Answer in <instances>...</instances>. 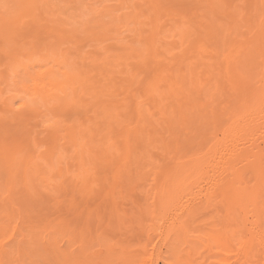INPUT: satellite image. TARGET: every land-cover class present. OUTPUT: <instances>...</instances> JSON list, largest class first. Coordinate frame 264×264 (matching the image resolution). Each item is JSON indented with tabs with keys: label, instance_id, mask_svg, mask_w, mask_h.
<instances>
[{
	"label": "bare ground",
	"instance_id": "6f19581e",
	"mask_svg": "<svg viewBox=\"0 0 264 264\" xmlns=\"http://www.w3.org/2000/svg\"><path fill=\"white\" fill-rule=\"evenodd\" d=\"M50 1L51 0H15L13 2H10V0H0V5L6 4L9 6L7 8L0 6V10H1L0 12L3 11L5 13V16L2 18V20L4 19L5 22L8 21L10 26H14V24H18L22 18L31 17V19H32L35 15L34 14L35 10H37V11L39 10V15H40L45 11L50 12L51 11L50 9H52L51 7L56 6L57 7L56 10L58 11L60 9L59 6L56 3L50 2ZM72 1H74V0H72ZM93 1H94V4L92 3L93 6L94 5H103V3H102L103 0H93ZM263 1L264 0H119L118 4H115L116 0H113V2H115V3L112 2L113 4H111L110 7H108V8L110 9L112 7V9L113 8L115 9L117 6V8H118V9L116 8V10L118 11L117 15H114V14H116V11L113 9V12L115 11L114 14L108 13L107 14L108 15L107 16L108 21L105 23L99 22L98 19H97L98 21H96V19L93 21V20H91V17L89 19L90 24L87 25V28H89L88 33H90L91 38L92 39L94 38V40H95L94 45L93 44L92 45L95 47L96 50H94L95 51L94 53H91V52L88 53L90 56L85 55L86 58L83 56V58L80 59V61L82 60V65L84 64L83 70H86L87 66H89L87 68L86 73L80 72L79 74L76 75V74L72 73L71 70H68V69H70L68 67H67L68 69H65V70H63L64 68L61 69L62 67L65 66L64 64L66 62L68 63V66H70L69 62L66 61V59L63 58V56H62V58L66 61L65 63L64 62L61 63V61H59V62L54 61L56 65L58 64L60 69H58V70L53 69L54 70L53 71L52 68H55V67L53 65H52L53 67H50L51 66L50 65L45 72H42V70L44 71L46 67L44 69L41 68L42 69L41 70L39 67L41 65H39L38 66L40 69L39 71H33V72L28 71V74H26V77H24L23 79L21 78L15 84L16 87H14V88H16V91H19V93H16V95L24 94L26 96V98H28V100H29V97H35V98H38L39 101L41 99L42 102L44 101L45 103H46V101H47V103H50L51 101H53V99H55V100L64 99L65 103L63 102L61 105H64V104L69 105L70 108L68 111L71 110L73 112L75 109H77V106H79L81 108L83 107V105L81 106V102L79 99H82L83 102H85L84 101L85 98L89 97L88 100H90V99L93 100V98H94L93 104H92V102L87 100L89 105L86 104V105H88V107L87 106L86 107L88 109L86 107H83L84 109H87L88 111L93 110L94 114H90V117H93L91 115L96 114L98 116V118L99 117H101V119L105 118L104 119L105 121L107 118H109V120H107V122L110 121V119H114V121H113L114 127L113 128H116V127H118V128L109 130V126H108L107 129H104V130H106L105 133L104 132L100 133V134H102L100 136L101 138L99 139L100 144L98 146L96 145L95 147H93L91 142H90L92 147L89 146L90 147L89 148V147H87L89 139L86 138L87 134H85V132H86L85 130H87V132L90 131L88 129L95 125V123H94L95 121L94 122L92 121V123H94V124L89 123L90 127H87L89 125L86 126L87 123H85V122L89 118H87V119L85 118L80 122L78 120L79 116L81 117L80 113L77 112L78 117H77V115L75 116V114L72 113L74 116L73 117L72 114L70 113L72 116L71 117L69 112H65L70 117L69 119H71L70 124L67 125L68 129H67L66 133L68 132V130H69V132L65 136H67V135L71 136V140L68 142L71 143L70 146L72 145V148L74 147V149H75V151H74L75 156L73 155V153H72V155H73V157H75L73 159H75V162H77V163L74 165L76 166V168L78 170H83L85 173H88V169H87L88 163H90V165H91V163H93L92 167H94L95 160H98V158L102 155V154H100V151L98 149V148H100L101 150L104 151V154L107 153V154L112 155V153H114L116 155L114 158H112V160L113 159L116 160V158H117L118 161H115V162L118 163L117 164L118 167H117L116 171L112 172L113 177L117 176L118 173L122 171L125 163L127 161L129 162V160H133L135 162V164L139 166L136 168L138 169V171L140 169V173L143 175V177H145L146 175H149L148 177L151 178V176H153V181L156 180L155 185H153L151 187V189L153 191V195H154L153 201L151 204H149V206H146V208L144 207V210L142 211L143 218L140 220L145 223V225H144L141 222L142 226L144 225L145 227H147L146 229L149 231V233H151V235H149L151 238L153 237V234H155V237L161 236V237H158V238L156 237V238L157 239L162 238L159 240H162L161 241L163 243L162 245L166 246L165 249L167 251V253H166L167 257L165 255L164 256L166 257V260H168V262H170V260L173 258L174 259L171 260L172 262L175 261L176 259L177 260L180 259V257H181L180 251H183L185 249L181 248V249H183V250H181L179 248V245L185 244V247L187 245V250L185 252L188 255L187 261H186V263H188V264H192L191 263L192 257L196 253L200 254L201 252H204L206 250H207V252L212 251V253H213L214 248L225 247V249H226V247H232V245H236L235 250L237 252H236V255L233 256L234 257L233 259L236 260V264H264V261H263V263H258V261L256 260L257 259L256 257H258L257 256L258 254L256 251H258V250L254 249L257 247L258 248L260 247L259 250H261V247H263V249H264V234L262 231L259 230V227L261 225L260 220H262V219L264 220V12H262V10L264 8L261 7L263 4L260 5L261 2H263ZM22 2H24V3H22ZM82 2L86 3L85 0ZM82 2H78V4L80 5ZM106 2H104V3H106ZM74 3H75V5H78L77 2H74ZM38 4L41 7H36ZM92 4L90 2L89 3L90 6L87 5V7H86L85 5L83 6V3H82V5H80V8L79 7H76V8H77V10H79L81 8L82 9L85 8L86 10H89V7L90 8L93 7V6H91ZM114 4H115V6H114ZM196 5H199V6L196 7ZM200 5H202V7H204L203 5H205V7L208 11L204 12V10H206V9H204L205 7L203 8V11H201ZM103 7H106V6L103 5ZM103 7L102 8H96V7L92 8L94 11V14H95V12L96 13H98V11L100 12V10L103 9ZM40 9H43V10L41 11ZM85 9L83 10L84 12L86 11ZM119 9L127 10L128 13H126V12L122 13V16L124 17L123 19H125V18H127V19L121 20L122 17L120 15H118ZM105 10L106 9H104L103 13L105 12ZM83 11L81 10V11H79V13L81 12L83 15L84 14ZM93 11L91 13H93ZM122 11L123 10H121V12ZM4 13H2V14H4ZM61 13H63V12H61ZM91 13L89 15L92 16L93 14H91ZM45 14L47 15V13H45ZM85 14H87V13L85 12ZM96 16H97V14H96ZM73 17H72V19H75V17L74 18ZM77 17H80V16H77ZM32 20L34 21V23L37 22L34 19H32ZM90 20H91V22H90ZM68 21H69V19H68ZM59 22L64 23V20L61 21V19H60L58 21V23ZM118 22H120L119 26L116 25V23H118ZM86 23H88V20ZM86 23L82 22L81 25H83V24L86 25ZM32 24L33 23H31V25ZM79 25H80V23H79ZM105 25H106V27H104ZM34 26L36 28L40 27V26L39 27L36 26V23ZM83 28H86V26L85 27L83 26ZM83 28H82V30H83ZM146 28H149L150 30H144ZM75 29H74V32H77V31H75ZM96 30H98V31H96ZM122 30H125V31L131 30L130 32H128L129 35H131L132 31L134 32V34L132 36L127 35V38H128V41H127V40H125L126 37H123V35L121 34ZM83 31H82V33H83ZM86 31H87V29H86ZM125 31L123 32V34L125 33ZM88 33H87V35H88ZM54 34H56V33H54ZM62 34L63 33H60V34L57 33L56 34L57 39L59 38V40H57L58 44L60 42V39H61V41H63L62 40L63 36L65 39L67 37V36H65V34L62 36ZM80 35L81 34L79 31L78 36H80ZM71 36H72V34H70V37ZM78 36L73 35L72 37L78 38ZM85 37H86V35H85ZM68 38H69V36L67 37V39ZM77 38L75 39V41L73 39H70V38H69V40H71V42L74 41L76 43ZM80 38H82V37L80 36ZM129 38L131 40H129ZM162 38L165 39L164 40L165 42L162 41L163 40ZM167 38H170L171 41ZM65 39H64V41H65ZM124 40H125V43L123 42ZM66 41H68V40H66ZM90 41H91V39L87 43L91 44ZM107 41H110V42L106 43ZM168 41H169L170 45H168V43H167ZM69 44H71V43H69ZM173 44L174 45L176 44L179 49L177 48L176 45L174 46ZM52 45H54V44H52ZM56 45L57 44H55V46ZM92 45L91 46L89 45L90 48L92 47ZM75 46L76 45L74 44V47ZM171 46H173V49H172L173 53L175 51H177V49L179 51L181 49L182 51H180V52H182V53L179 56L177 55V56L173 57L175 55V53H174L173 56H171L169 59H166L169 57L167 55V52H169V55L172 54L170 52ZM78 47L77 48L75 47L76 49H74L75 54L76 53L78 54L79 50L82 49V48L78 49ZM167 47H169L170 51H168L169 49ZM174 47H175V49H174ZM86 48H84L83 52H86L85 51ZM87 49L90 50L89 48H87ZM51 50H49V51H51ZM53 50H55V49H53ZM66 50L70 51V49H66ZM72 50H71V54L74 53V51L72 53ZM76 50L78 52H76ZM55 51H51L52 55H54L53 52H55ZM179 51H177V52H179ZM83 52H82V54H83ZM177 52H176V54H178ZM66 54L68 55L67 52H66ZM71 54H69V55L72 57ZM80 54H81V51H80ZM57 55H59V54H57ZM91 55L93 56V58ZM165 55H167L168 57ZM47 57L45 59H47ZM53 57H55V56H53ZM74 57H75V55H74ZM78 57H80V56H76L75 59ZM87 57L88 58L90 57V59H92V60L86 61V59H88ZM57 58H59V57H57ZM85 61L88 63L90 62L91 64L90 63H89V65L85 64L86 63ZM18 63H20V62H18ZM75 63H77V62H75ZM22 65H24V64H22ZM44 65H42V66H44ZM85 65H86V67H85ZM19 66H20V64H19ZM25 67H26V65H25ZM79 67L80 68L82 67L81 63L79 65ZM36 69H37V67H36ZM76 69H78V68H76ZM52 72H54V73H52ZM90 72H91V75H89ZM117 77H120V79L123 78L121 80L123 82H126V85L124 83L125 87L120 86L118 81H120V82H122V81L118 80ZM25 80L27 82H24ZM133 87H135V88L133 89ZM118 90L119 91L122 90V91H120V93H118ZM88 91H90L91 93L90 92L88 93ZM88 94H90V95H88ZM83 95H86L87 97H85V98L80 97ZM101 97L103 98V100L104 99L106 100V98H107L105 103L108 102L107 105L109 107V109H108L109 111H107L105 113H102V111L107 106H106V104H105V106L103 105L104 102L102 101ZM16 98H17V96H16ZM18 98H20V96ZM20 99L21 100L24 99L26 101V99L24 97H21ZM38 99L35 101H38ZM28 100H27V103H28ZM30 102L32 103V101L29 100V103ZM44 102H43V104H45ZM61 102H62V100L61 101L59 100V102H57V103H61ZM43 104L40 103V105H43ZM45 105H44V107L47 110V107ZM49 105L50 104H48L49 110H50V108H52V110H53L54 106H56L55 103L52 104L53 106L50 105L51 107ZM38 106H39V103H38ZM84 106H85V104H84ZM57 107L58 106H56V108ZM38 108H40V107H38ZM16 110H17V108H16ZM77 110H79V109H77ZM77 110H75V112ZM64 111H66V110L64 109ZM79 112H82L81 109ZM85 112L88 114V112L85 110L83 111L82 114L85 115L86 114ZM65 113H63V114H65ZM129 114H130V116H129L130 118H126L125 116H127ZM67 115H64V117H68ZM96 115L94 116L95 119H96ZM99 119H98L99 123L101 121H102L101 123L104 122L103 119L102 120L101 119L99 120ZM64 120H67V118L66 119L64 118ZM96 122H97V120H96ZM101 123L99 124V126L101 125ZM91 124H92V126H91ZM105 124L106 123H104L103 125H105ZM108 124H109V122H108ZM65 125L66 124H64L63 126H65ZM99 126H98V128H99ZM110 126L112 127V125H110ZM95 127H94V129H95ZM106 127L107 126L105 125V128ZM55 128H57V127L55 126ZM94 129H92V130L94 131ZM114 131H115V133L113 136L117 138V142H118L117 144H120L121 147H119L118 145L116 147V145H114L116 142L113 143V136H111L110 132H114ZM69 133H70V135H69ZM78 134H79L80 138H77ZM116 138H115V140H116ZM83 139H85V141H83ZM99 140L97 141V143L99 142ZM130 142H133V143H130ZM134 142H135V144L137 143V145H135ZM139 142L141 143L140 146L138 145ZM69 143H67V144H69ZM93 143H95V142L93 141ZM132 144H133V146H132ZM141 145H143V146H141ZM140 147H142V148H140ZM115 149H116V152H112V150H115ZM68 150H69V148H68ZM4 153H3V155H4ZM114 154H113V156H114ZM132 155H133V157L131 159ZM69 156H67V158ZM4 157L6 158V156H4ZM49 157H52V155H49ZM70 157H72V156H70ZM103 157H105V156H103ZM129 157H130V159H128ZM32 158L31 157L28 158L27 160H25V163H24L26 168H25V175L22 174V176H24L23 177L24 182L23 181L22 182L25 184V186L28 185V184H26V176L28 175V174L26 175V172L29 171L30 169H31V172H33L32 174L29 173L30 177H33V175H34V177L31 178V180L35 179L36 183H39L41 181L42 172H43L44 176H47L46 174H44V173H46L45 172L46 169L45 170L42 169L43 168L41 166L42 164L40 165L36 161H35L36 162L35 164L31 163ZM44 158L46 159V161H49V159H47V157H44ZM44 158H43V160H45ZM101 158H102V156H101ZM110 158H111V156L109 157V159ZM62 159L63 158H60L58 160L56 159V160L59 161V163L61 161V164H62L63 163ZM69 159H72V158H69ZM99 160H100V158H99ZM103 160H104V158H103ZM163 160L164 161L167 160L165 165L163 163ZM5 162H7V164H8L11 161L8 162V160H7ZM13 162H14V160H13ZM13 162H12V164H13ZM115 162L114 163L112 162V163L115 164ZM156 162L157 163L159 162V165L156 164ZM52 163L48 164V165H50L51 168H53L54 166L58 168V166H56V165H58V162L55 163L54 165ZM95 163L97 164V162H95ZM104 163L105 162H103V164ZM112 163H111V165H113ZM131 163H132V161H131ZM13 165L16 166V164H13ZM28 165H30V166L32 165L31 167L35 168V169H33V170H32V168L28 169L30 167ZM37 165H39V166H37ZM10 166H11V164H10ZM10 166H8V167L10 168ZM17 166H16V169L18 170ZM73 166H72V168H73ZM99 166H100V164H99ZM135 166H134V168H135ZM12 167L13 166H11V168ZM23 167H24V165H23ZM146 167H148L147 170H146ZM127 168L128 167H126V169ZM63 169H65V170H63ZM63 169H62V165H61V168L59 167L57 169V171L60 173L54 172L55 173V175H53V176H55L54 179H52L53 176L50 177V179L52 180L53 183H54L53 180H55L57 177H61L60 179L63 178V180L59 179V183H61L60 185H63V182H61V181L67 180V175L66 176L63 175L61 170H63L64 174H66V172H67L68 176H71V177L74 176L75 177L74 174H73V176L69 175V171H67L66 168L63 167ZM46 171L48 172V170H46ZM52 171L53 170H51V172ZM83 171H81V172H83ZM12 172H13V170H12ZM130 172H132V170H130ZM54 173H52V174H54ZM90 173H93V172H90ZM9 174H10V172H9ZM36 174H37V176H36ZM60 174H62L63 177H62V175L60 176ZM110 174H111V172H110ZM134 174H136V172ZM9 176H7V177L9 178ZM78 176L79 175H77V177ZM64 177H66V178H64ZM81 177H82V175H81ZM86 177L84 176L82 178V180L84 181L82 186H84L85 189L88 190V188L90 187V185L88 187V184H89L88 178H91V174H90V177H88V176H86ZM10 178H11V176H10ZM43 178H45V177H43ZM43 178L41 181L43 183H41V184L45 185L46 183L44 182ZM75 178H73V179H75ZM137 178H138V176H137ZM50 179L49 180L47 179L48 181L47 180L46 181L49 182ZM73 179H72V182H73ZM110 179L116 180L115 178H110ZM145 179H148V178H145ZM145 179H144V181L146 182ZM28 180L30 182V179H27V181ZM75 180H74L73 184H75ZM105 180H104V182H105ZM12 181H14V180H12ZM68 181H70V177H69ZM79 181H77V183H79ZM109 182H110V180H109ZM31 183H32V181H31ZM33 183H35V181H33ZM55 183H57V182L55 181ZM68 183L71 184V182H68ZM9 184H11V183H9ZM69 184H68V189H69ZM48 185L52 186L51 183H49ZM99 185H98V187H100ZM102 185H103V183H102ZM146 185H148V183ZM37 186H40V185H36L35 187H37ZM45 186L47 187V184ZM77 186H80V185L77 184L76 187ZM142 186H145V185H142ZM22 187H24V186H22ZM31 187H33V186H31ZM53 187H55V185ZM56 187H57V185H56ZM126 187L127 186L125 185V189H124L125 191H126ZM148 187H150V185H148L145 189H147ZM58 188H57V191H58ZM66 188H67V186H66ZM102 188H104V187H102ZM62 189H60V190L62 191ZM93 189H94V187H93ZM93 189L91 191H93ZM108 189H109V187H108ZM52 190L56 191V188H53ZM97 190H95V191H97ZM112 190H114V188ZM121 190H123V189H121ZM124 190H123V192L125 193ZM139 190H141V189H139ZM80 191H81V189H79V192ZM95 191H93V192H95ZM120 192L118 194H120ZM80 193L81 194L85 193V191L80 192ZM133 193H134V191H133ZM89 194H91V193H89ZM94 194H96V193H94ZM115 194L116 193H113V195H115ZM184 194H186V196H187V198H185L184 201H186V199H187V201L190 199L191 200L193 199L194 202L196 201L192 205V207L190 205L191 208L188 206V209H187V207H183L180 203H178V201H180L182 199V196L186 197V196H184ZM33 195H36V194L33 193ZM75 195H76V193H75ZM108 195H107V197H108ZM97 196H98V193H97ZM180 196H181V198H180ZM83 197H82V199L85 198V197L84 198ZM73 198L74 197H72V199ZM79 198H81V197L79 196ZM90 199H92V198L90 197ZM93 199H94V197H93ZM115 199H113V200H115ZM53 200H52V202H53ZM103 200L104 199L102 198V202H103ZM105 200H106V198H105ZM105 200H104V202H105ZM140 200L142 201L143 199H140ZM140 200H139V202H141ZM193 200H192V202H193ZM106 202H107V200H106ZM182 202H183V200H182ZM49 203H51V202H49ZM176 203L178 205H181L183 208L178 207L181 209V212L179 213V211H178L179 209L177 208L178 213H176L177 211H175L176 214H174V212H173L172 214H174V215H171L170 214L171 212H169L168 210L170 209V211H171L174 208V206H176ZM182 204H184V203H182ZM185 205H187V204H185ZM54 206H56L55 203H54L53 207ZM113 206H115L114 203H113ZM212 206L216 207L215 209H217L218 211L221 212V213H219V214H221L220 220L214 222L215 225L217 224V222L220 223V226H219V224H217V226H215V228H213L214 225H212L211 226L212 228H209L211 230H209L207 233L203 232V231L200 232L197 230L192 231L189 229V227L187 228V225H188L187 222L189 220L188 218H190L189 217L190 215H193V214L196 215V213H198V211L201 210L200 207L202 208V210L199 211L201 213L202 211H204L203 210L204 207L205 208L210 207V210H211ZM184 208H185V210H184ZM208 208H207V210H209ZM54 209H55V207H54ZM74 209H75V207H74ZM196 209H198V210H196ZM217 210H215V212L213 213L214 216H213V214L210 215V219H212L213 217H215V215H217V213H216ZM167 211L171 215V220H168V219H170V216H167V217H169L168 219L164 218L166 216V214L168 213ZM205 211H206V209H205ZM212 211H213V209L211 210V213H212ZM78 212L79 213H77V214H81L80 213L81 211H78ZM244 212H247L251 218V220H249L247 223H246V221L248 219H246V217L244 216ZM51 214H52V212H51ZM73 214H74V212H73ZM113 214L115 215V213H113ZM52 215H54V214H52ZM83 215L84 214H82V216ZM72 216H75V215H72ZM98 216L100 217V215H98ZM111 216H112V214H111ZM116 216H118V215L116 214L115 217ZM44 217H46V215ZM115 217H114V219H115ZM144 217H146V218L148 217L147 222H151V223L147 225L146 219ZM218 217H219V215L217 216V218L215 220L219 219ZM247 217H249V216H247ZM125 218H127V217H125ZM125 218H123V219H125ZM143 219H145V221H143ZM161 219H163V220L166 219V221H164L165 223L168 220L169 221V223H167L168 225L167 226H165V225L161 226L160 222L156 223L155 220L160 221ZM206 220H205L206 222L211 221V220H208V218ZM86 221H87V219H86ZM86 221H85V223H86ZM130 221H128V222H130ZM83 222H84V220H83ZM114 222H115V220H114ZM122 222H123V220H122ZM122 222H120V223H122ZM203 222H204V220H203ZM209 222H208V224H209ZM243 222L250 225V226L245 228V229L249 230L248 228L250 227V230H249L250 237H247L248 236L247 235L246 239L245 238L243 239V237H245V236H243V234L240 236V234H241L240 232H242V229L240 230V228H243V226L241 225V224H243ZM64 223H65V221H64ZM116 223H117V220H116ZM132 223H133V221H132ZM137 223H138V220H137ZM155 224H157V225H155ZM162 224H163V222H162ZM121 225H123V224H121ZM125 225H127V224H125ZM38 226H39V224H38ZM240 226H242V227H240ZM32 227H34V226H32ZM84 227H86L85 224H84ZM120 227L123 228V226H120ZM124 227H126V226H124ZM261 227H262V225H261ZM42 228H44V227H42ZM30 229H32V228H30ZM70 229H71V227H70ZM81 229L84 230V228H82V227H81ZM135 229H134V231H135ZM34 230L36 231L37 229H34ZM159 230H161V231L159 232ZM50 231H51V229H50ZM157 231L159 233H157ZM244 231L245 230H243V233H244ZM71 232H73V231H71ZM88 232H89V229H88ZM145 233L147 234V238L149 239L148 233L147 232H145ZM189 233H191V235ZM65 234L68 235L67 233H65ZM244 234H246V233H244ZM16 235H17V233H16ZM45 236H44V238H45ZM138 236H139V234H138ZM145 237H146V235H145ZM66 238H69V237H66ZM45 239H47V238H45ZM48 239L50 240L51 238H49V236H48ZM61 240H64V239H61ZM69 240L72 241L73 239L72 240L69 239ZM100 240H102V239H100ZM153 240H155V239H153ZM153 240L151 239V241H153ZM63 242H66V241H63ZM155 242H156V240H155ZM161 242H159V243H161ZM30 243H31V241H30ZM58 243H59V241H58ZM66 243L63 246H65ZM128 243H130V242H128ZM88 245L89 244H87V247H88ZM145 245H147V244H145ZM254 245H256V246L254 247ZM58 246H60V245H58ZM77 246H79V245H77ZM103 246H101V247H103ZM89 247H88V250H89ZM122 247H123V245H122ZM128 247H130V246H128ZM142 247L143 246H141V248ZM62 248H64V247H62ZM83 248H85V247L83 246ZM83 248H81V249H83ZM200 248L203 249V251H201ZM46 249H47V247H46ZM90 249H92V248L90 247ZM111 249H112V247L109 249V251ZM144 249H146V247ZM88 250L84 251V255L86 253H88ZM125 250H126V248H125ZM220 250L222 251L223 249L220 248ZM65 251L67 252V250H65ZM80 251H82V250H80ZM106 251H108V249ZM24 252H27V250ZM41 252H42V250H41ZM209 252H208V255H209ZM262 252H264V251L262 250ZM106 253H108V252H106ZM218 253H219V251H218ZM96 254L98 255L97 252H96ZM108 254H110V253H108ZM125 254H127V253H125ZM204 254H205V252H204ZM37 255H38V253H37ZM44 255L46 256V254H44ZM65 255H66V253H65ZM70 255H71V253H70ZM117 255H118V253H117ZM229 255H231V254H229ZM67 256H68V253H67ZM95 256L96 255H94V257ZM104 256L106 257V254ZM110 256L112 257L113 255H109L108 257H110ZM57 257H56V259H57ZM90 257H91L90 258L91 260L89 259L87 261L92 262L94 257L93 256H90ZM92 257H93V259H92ZM170 257H171V259H169ZM235 257H237V259H235ZM52 258H53V256H52ZM70 258H71V256H70ZM80 258H82V256ZM118 258H120V257H118ZM96 259H98V258H96ZM96 259H94L95 264L96 263L98 264ZM107 259H109V258L106 257V260ZM67 260H69V259H67ZM81 260H84V263H85L86 262L85 256H84V259L82 258ZM58 261H60V259H58ZM110 261L112 262V260H110ZM116 261H117V259H116ZM61 262H63V261H61ZM91 262H90V264H93ZM122 262L125 263L124 261H122ZM131 262H134V261L132 260ZM165 262H167V261H165ZM126 263L128 264L127 261H126ZM54 264H57V263H54ZM75 264H78V263H75ZM80 264H82V262Z\"/></svg>",
	"mask_w": 264,
	"mask_h": 264
},
{
	"label": "rangeland",
	"instance_id": "374dc122",
	"mask_svg": "<svg viewBox=\"0 0 264 264\" xmlns=\"http://www.w3.org/2000/svg\"><path fill=\"white\" fill-rule=\"evenodd\" d=\"M13 1H15V0H10V2H13ZM82 1H84V0H74V1H72V0H51L50 2H54V3H56L58 6H59V10L57 11L56 9H57V7L56 6H54V7H51L52 9H50L49 11L50 12H47V11H45V12H43L42 14H40L39 15V10L37 11V10H35L34 11V17L32 18V19H34V20H36L37 22H35L36 23V26H40L39 28H36L34 25H35V23H34V21L31 19V17H29V18H22L21 19V21L18 23V24H14V26H10L9 25V23H8V21L7 22H5L4 21V19L2 20V18L5 16V13L2 11V12H0V262H3V261H8V260H17V259H19V260H21V261H42L43 262V264H54V263H57V264H75V263H78V264H80L81 262H82V264H90V262L91 261H87V260H89L91 257L90 256H93L94 257V255H96L95 257H94V259H96V258H98V259H96V261L98 262V264H127L126 263V261L128 262V264H172V261L171 260H173V259H171V257L169 258V259H171L170 260V262H168V260H166V253H167V251H166V246L165 245H162L163 243L161 242L162 240H159V239H162V238H159V239H157L158 237H161V236H156L155 237V234H153V237H155L154 239L156 240V242H155V240H153L149 235H151V233H149V231L146 229L147 227H145L144 225H145V223L144 222H142L140 219H142L143 218V213H142V211L144 210V207L146 208V206H149V204H151L152 203V201H153V197H154V195H153V191H152V189H151V187L153 186V185H155V182H156V180L155 181H153V176H151V178L150 177H148L149 175H146L145 177H143V175L140 173V169H139V171H138V169L136 168V167H139L138 165H136L135 164V162L133 161V160H129V162L127 161L126 163H125V165H124V167H123V169H122V171L121 172H119L118 173V175L117 176H115V177H113V171H116V169H117V167H118V163H116L115 161H118L117 160V158H116V160L115 159H113L112 160V158H114L116 155L114 154V153H112V152H116V149L115 150H112V155H110V154H104V151L103 150H101L100 148H98L99 149V151H100V154H102L101 156H102V158H101V156L99 157L100 158V160H99V158H98V160H95V162H97V164L94 162V167H92L93 166V163H91V165H90V163H88V173H85L83 170H78L77 168H76V166L74 165V164H76L77 162H75V159H73V158H75V157H73V155L75 156V154H74V151H75V149H74V147L72 148V145L70 146V144L71 143H69L68 141H70L71 140V136H65L66 134H68V132H69V130H68V132L66 133V131H67V125H69L70 124V120L71 119H69L70 117L67 115V113H65V112H69V114L71 113H74L75 114V116L77 115V112L78 113H80L81 114V117L79 116V121L81 122L83 119H87V118H89L88 120H86V122L85 123H87L86 124V126L87 125H89V126H87V127H90V124L89 123H92V121L95 123V125L94 126H92V124H94V123H92L91 124V128H87L88 130H90V131H88L87 132V130H85L86 132H85V134H87V137L86 138H88L89 140H88V145H87V147H95L96 145L98 146L99 144H100V136L102 135V134H100V133H105L106 132V130H104V129H107L108 128V126H109V130L110 129H116V128H118V127H116V128H113L114 127V119H110V121H108L109 122V124H108V122H107V120H109V118H107L106 119V121L104 120L105 118H102L103 120H104V122L103 123H101V125L99 126V121H98V119L100 118L101 119V117H99L98 118V116L96 115V119L94 118V116L95 115H91V116H93V117H90V114H94L93 113V110H87L88 108V101H90V102H92V104H93V100H94V98H93V100L92 99H90V100H88L89 99V97L88 98H85V97H87L86 95H83V96H80V97H82V98H85V102H83V100L82 99H79L80 100V102H81V106L83 105V107H86L87 109H84L83 107L81 108V107H79V106H77V109H79V110H77V109H75V110H77L76 112H75V110H74V112L73 111H68L69 110V105H61L63 102L65 103V101H64V99H59L60 101L62 100V102L61 103H57V102H59V100H55V99H53V101H49L50 103H47V101H46V105L45 104H43V102H42V100L40 99V101H39V99H38V101H35L34 102V106H33V102L31 103H29V100H28V98H26V96L24 95V96H22V95H20V94H18V95H16V93H19V91H16V88H14V87H16V83L15 84H10V82H9V80H7L6 79V76H7V72H6V70H5V67H4V64H5V56H4V50H5V48H7L8 50H9V52H10V57L8 58L9 60H11L12 62H15V63H17V64H20V70H21V77H20V79L22 78H24V77H26V74H28V71L29 72H33V71H39L41 68L42 69H44L45 67V70L43 71L42 69V72H45L47 69H48V67L50 66V67H55V68H52V70L54 69V70H58V69H60V67L58 66V64L56 65L55 64V62L54 61H56V62H59V61H61V63H65L66 61H68L69 62V65L70 66H68V63L66 62L64 65V67H62L61 69H63V70H65V69H68V68H70V69H68V70H71V72L72 73H74V74H79L80 72H87V68L89 67V66H87V68H86V70H83L84 68H83V66H84V64L82 65V60L80 61V59L81 58H83V56L86 58V56H90L88 53H94L95 51L94 50H96L95 49V47L93 46L94 45V42H95V40H94V38L92 39L91 38V36H90V33H88L89 32V28H87V25L88 24H90L89 23V19H90V17H91V20H95L96 19V14H98V13H103V11H104V9H106L105 10V12L104 13H106V14H110V13H112V14H114V12L116 11V14H114V15H117V10H116V8H117V6H116V8L114 9L115 11L113 12V9H112V7L109 9L108 7H110V5L111 4H113V3H115V2H113V0H103L104 2H106V3H104L103 1H102V3H103V5H105L106 7H103V9H101L100 10V12L98 11V13H96L95 12V14H94V11H93V9L92 8H95L94 6H93V4H94V1L93 0H85L86 1V3H84V2H82ZM4 2V1H3ZM25 2V1H24ZM24 2H22V3H24ZM74 2H77V4H78V2H82L83 3V6L85 5L86 7H87V5H89V3L91 2V6H93L92 8H90L89 7V10H86L85 8H81V9H79V10H77V8L76 7H79L80 8V5H82V3L79 5H75V3ZM111 2V3H110ZM113 2V3H112ZM118 2H119V0H116V3L115 4H118ZM107 4V5H106ZM115 4H114V6H115ZM198 4V3H197ZM200 4V3H199ZM263 4V5H262ZM39 5V4H38ZM260 5H262L261 7L262 8H264V1L263 2H261V4ZM90 6V5H89ZM113 6V5H112ZM197 6H199V5H196V7ZM204 7H205V5H203ZM204 7H202V5H200V8H201V11H203V8ZM65 8V9H64ZM261 8V9H262ZM63 9V10H62ZM86 10L85 12L87 13V14H85V12L83 11V10ZM112 9V10H111ZM118 9V8H117ZM204 9H206V7L204 8ZM41 11L43 10V9H40ZM55 10V11H54ZM62 10V11H61ZM65 10V11H64ZM77 12H76V11ZM83 11L84 12V14L82 15V13L80 12L79 13V11ZM109 10V11H108ZM111 10V11H110ZM121 10H123L122 12H121ZM125 9H119V13H118V15H120L121 17H122V19L121 20H125V19H127V18H125V19H123L124 17L122 16V13H124V12H126V13H128L127 12V10H125ZM1 11V10H0ZM63 12V13H61V12ZM93 11V13H91ZM107 11V12H106ZM207 12L208 10L206 9V10H204V12ZM65 12V13H64ZM77 14H76V13ZM91 14H93L92 16L91 15H89L90 13ZM262 12H264V9L262 10ZM2 13H4V14H2ZM45 13H47V15L45 14ZM69 13V14H68ZM203 13V12H202ZM56 16H55V15ZM79 14V15H78ZM43 15V16H42ZM76 15V16H75ZM45 16V17H44ZM59 16V17H58ZM75 17V19H72V17ZM77 16H80V17H77ZM108 16V15H107ZM73 17V18H74ZM220 17V16H219ZM83 18V19H82ZM47 19V20H46ZM61 19V21L62 20H64V23L62 22H59L58 23V21ZM68 19H69V21H68ZM78 19V20H77ZM88 20V23H86L87 22V20ZM91 20H90V22H91ZM33 21V22H32ZM79 21V22H78ZM81 21V22H80ZM96 21H98L97 19H96ZM107 21H108V17H107ZM82 22H84V23H86V25H81L82 24ZM100 22V21H99ZM31 23H33L32 25H31ZM49 23V24H48ZM78 23V24H77ZM79 23H80V25H79ZM67 26H66V25ZM77 24V25H76ZM64 25V26H63ZM116 25L117 26H119L120 25V22H118V23H116ZM32 26V27H31ZM63 26V27H62ZM79 26V27H78ZM83 26L85 27L86 26V28H83ZM35 27V28H34ZM76 29H75V28ZM104 27H106V25L104 26ZM75 29V31H77V32H74V29ZM82 28H83V30L85 31H83L82 30ZM123 28V27H122ZM121 28V29H122ZM57 29V30H56ZM86 29H87V31H86ZM83 31V33H82V31ZM144 30H150L149 28H146V29H144ZM79 31H80V36L82 37V38H80V36H78L79 35ZM96 31H98V30H96ZM125 30H122V35H123V37H126L125 38V40H127L128 41V38H127V35H129V33L128 32H130V31H128V30H126L125 31V33L123 34V32H124ZM69 32V33H68ZM73 32V33H72ZM133 32V31H132ZM131 32V35H129V36H132L133 34H134V32L132 33ZM54 33H63L62 34V36L65 34V36H69V38L70 39H73L74 37H72L73 35L75 36V35H77L78 36V38H77V40H76V43L74 42L75 41V39L76 38H74L73 40V42H71V40H69V38L67 39V37H66V39L64 38V36H63V38L65 39V41H64V39L62 38V40L63 41H61V39H60V42H59V44H58V42H57V40H59V38L57 39V36H56V34H54ZM85 33V34H84ZM87 33H88V35H87ZM128 33V34H127ZM70 34H72V36L70 37ZM84 34V35H83ZM54 35V36H53ZM85 35H86V37H85ZM121 35V36H122ZM31 36V37H30ZM56 36V37H55ZM61 36V35H60ZM84 36V37H83ZM120 36V35H119ZM56 38V39H55ZM132 38V37H131ZM91 39V41H90V43L91 44H88L87 42L89 41ZM163 39V38H162ZM167 39H169L170 40V38H167ZM66 40H68V41H66ZM83 40V41H82ZM86 40V41H85ZM125 40L123 41L124 43H125ZM129 40H131L130 38H129ZM165 39H163L162 41L163 42H165L164 41ZM82 41V42H81ZM85 41V42H84ZM126 41V42H127ZM167 41V40H166ZM171 41V40H170ZM57 42V43H56ZM68 42V43H67ZM79 42V43H78ZM110 41H107L106 43H109ZM62 43V44H61ZM67 45H66V44ZM69 43H71V44H69ZM168 43V45H170L169 44V41L167 42ZM52 44H54V45H52ZM55 44H57L56 46H55ZM70 46H69V45ZM74 44L76 45L75 47L77 48L78 46V49H81V50H79V53L77 54H75V50L74 49H76L75 47H74ZM80 44V45H79ZM93 44V45H92ZM36 45V46H35ZM60 45V46H59ZM62 45V46H61ZM66 45V46H65ZM92 45V47L90 48V46ZM167 45V46H168ZM174 45V44H173ZM176 45V44H175ZM174 45V46H175ZM3 46V47H2ZM58 46V47H57ZM69 46V47H68ZM72 46V47H71ZM81 46V47H80ZM177 46V45H176ZM33 47V48H32ZM61 47V48H60ZM65 47V48H64ZM68 47V48H67ZM89 48L90 50H88L87 48ZM170 47V46H169ZM169 47H167L168 49H169ZM73 50H72V49ZM84 48H86V52H83V50H84ZM94 48V49H93ZM177 48H178V46H177ZM176 48V49H177ZM52 49V50H51ZM53 49H55V50H53ZM63 49V50H62ZM66 49H70V51H68V50H66ZM92 49V50H91ZM173 46H171V51H170V49L168 50V51H170L172 54L171 55H169V52H167V55L169 56H167V55H165V56H167L168 58H166V59H169L171 56H173V54L175 53V55L173 56V57H175V56H179L182 52H180V51H182L181 49H180V51L177 49V51H179V52H177V51H175L174 53L172 52L173 50ZM174 49H175V47H174ZM49 50H51V51H55V52H53V54L54 55H52V53H51V51H49ZM66 50V51H65ZM71 50H72V53H73V51H74V55H75V57L76 56H80V57H78V58H76L75 59V57H74V55L73 54H71ZM88 50V51H87ZM80 51H81V54H80ZM58 52V53H57ZM66 52L68 53V55L69 54H71L72 55V57L69 55H67L66 54ZM76 52H78L77 50H76ZM82 52H83V54H82ZM176 52L178 53V54H176ZM27 53V54H26ZM22 56H21V55ZM25 54V55H24ZM39 54V55H38ZM45 54V55H44ZM57 54H59V55H57ZM20 55V56H19ZM57 55V56H56ZM67 55V56H66ZM86 55V56H85ZM27 56V57H26ZM48 56V57H47ZM53 56H55V57H53ZM62 56H63V58H65L66 59V61L62 58ZM66 56V57H65ZM82 56V57H81ZM92 56V55H91ZM95 56V55H94ZM47 57V59L49 60H47V59H45ZM57 57H59V58H57ZM74 57V58H73ZM30 58V59H29ZM53 60H52V59ZM62 58V59H61ZM68 58V59H67ZM88 58V57H87ZM92 58H93V56H92ZM32 59V60H31ZM60 59V60H59ZM71 59V60H70ZM79 59V60H78ZM30 60V61H29ZM44 60V61H43ZM64 60V61H63ZM92 59H90V57L88 58V59H86V61H91ZM171 60V59H170ZM53 61V62H52ZM80 61V62H79ZM85 61V62H86ZM18 62H20V63H18ZM33 62V63H32ZM39 64H38V63ZM73 62V63H72ZM75 62H77V63H75ZM79 62V63H78ZM30 63V64H29ZM37 63V64H36ZM47 63V64H46ZM80 63H81V68L79 67V65H80ZM90 63V62H89ZM89 63L88 62H86L85 64H88L89 65ZM22 64H24V65H22ZM45 64V65H44ZM55 64V65H54ZM67 64V65H66ZM75 64V65H74ZM91 64V63H90ZM25 65H26V67H25ZM36 65V66H35ZM39 65H41V66H39ZM42 65H44V66H42ZM48 65V66H47ZM53 65V66H52ZM72 65V66H71ZM29 66V67H28ZM40 67V69H39V67ZM91 66V65H90ZM36 67H37V69H36ZM66 67V68H65ZM68 67V68H67ZM85 67H86V65H85ZM76 68H78V69H76ZM91 68V67H90ZM35 69V70H34ZM80 69V70H79ZM82 69V70H81ZM53 70V71H54ZM74 70V71H73ZM77 70V71H76ZM91 70V69H90ZM79 71V72H78ZM41 72V71H40ZM37 73V72H36ZM52 73H54V72H52ZM89 73V72H88ZM89 75H91V72H90V74ZM19 79V80H20ZM117 79L118 80H121V79H123V78H121L120 79V77H117ZM18 80V81H19ZM17 81V82H18ZM122 81V80H121ZM119 82V84H120V86H122V87H125V85H126V82H120V81H118ZM122 83V84H121ZM124 83H125V85H124ZM15 85V86H14ZM9 87H11V93L9 92ZM132 88V87H131ZM135 87H133V89H134ZM136 90V89H135ZM134 90V91H135ZM120 91H122V90H120ZM120 91L118 90V93H120ZM90 91H88V93H89ZM91 93V92H90ZM88 95H90V94H88ZM16 96H17V98H16ZM20 96V98L21 97H24L25 99H26V101L24 100V99H20V98H18ZM122 96V95H121ZM79 97V98H80ZM3 98V99H2ZM30 98V97H29ZM19 99V100H18ZM101 99H102V101L104 102V106H105V104H106V108H104L103 109V111H102V113H105V112H107V111H109L108 109H109V107H108V105H107V103H105L106 102V100H107V98H106V100L104 99L103 100V98L101 97ZM21 100V101H20ZM24 100V101H23ZM27 100H28V103H27ZM88 100V101H87ZM14 101H19V104L17 105V104H15L14 103ZM39 103V106H38V103ZM40 103L41 104H43V105H40ZM55 103V105L56 106H58L57 108H56V106H54V108H53V110H52V108H50V110H49V107H48V104H50L51 106H53L52 104H54ZM68 103V102H67ZM85 104V106H84V104ZM86 104H88V105H86ZM4 105V106H3ZM20 105V106H19ZM44 105L47 107V110H46V108L44 107ZM49 105V106H50ZM23 106V107H22ZM42 106V107H41ZM50 106V107H51ZM60 106V107H59ZM38 107H40V108H38ZM67 107V108H66ZM90 107V106H89ZM16 108H17V110H16ZM35 108V109H34ZM91 108V107H90ZM40 109V110H39ZM64 109L66 110V111H64ZM80 109H81V111L82 112H79L80 111ZM87 111L88 112V114L86 113L85 115L84 114H82L83 113V111ZM64 111V112H63ZM92 111V112H91ZM10 112V113H9ZM90 112V113H89ZM25 113V114H24ZM63 113H65V114H63ZM71 114H70V116H71ZM63 115V116H62ZM64 115H67L68 117H64ZM83 115V116H82ZM89 115V116H88ZM11 116V117H10ZM72 116H73V114H72ZM71 116V117H72ZM130 116V114L129 115H127V116H125L126 118H130L129 117ZM74 117V116H73ZM77 117H78V115H77ZM64 118L66 119L67 118V120H64ZM116 118V117H115ZM99 119V120H100ZM101 119V120H102ZM48 120V121H47ZM69 120V121H68ZM96 120H97V122H96ZM59 121V122H58ZM67 121V122H66ZM88 121V122H87ZM11 122V123H10ZM56 123V124H55ZM68 123V124H67ZM98 123V124H97ZM104 123H106L105 125L107 126L106 128H105V125H103ZM62 124V125H61ZM64 124H66L65 126H63ZM108 124V125H107ZM45 125H48V127H45ZM110 125H112V127L110 126ZM55 126L57 127V128H55ZM62 126V127H61ZM96 126V127H95ZM98 126H99V128H98ZM66 129H65V128ZM94 127H95V129H94ZM103 127V128H102ZM98 128V129H97ZM92 129H94V131L92 130ZM65 130V131H64ZM111 133V136H113L114 135V133H115V131L114 132H110ZM89 134V135H88ZM69 135H70V133H69ZM81 135V134H80ZM110 135V134H109ZM82 136V135H81ZM85 136V135H84ZM90 138H89V137ZM99 136V137H98ZM110 136V137H111ZM65 137V138H64ZM67 137V138H66ZM77 138H80V136H79V134L77 135ZM82 138V137H81ZM115 138L116 137H114L113 136V143L114 142H116L114 145H116V147H117V145L119 146V147H121L120 146V144H117L118 142H117V138H116V140H115ZM11 139V140H10ZM69 139V140H68ZM97 139V140H96ZM112 139V138H111ZM131 139V138H130ZM99 140V142L97 143V141ZM83 141H85V139H83ZM82 141V142H83ZM93 141L95 142V143H93ZM90 142H91V144H92V146H91V144H90ZM55 143V144H54ZM67 143H69V144H67ZM97 143V144H96ZM130 143H133V142H130ZM57 144V145H56ZM68 146H67V145ZM134 144H135V142H134ZM140 142L138 143V145L140 146ZM135 145H137V143L135 144ZM132 146H133V144H132ZM131 146V147H132ZM141 146H143V145H141ZM19 147V148H18ZM53 147H55V149H56V152H55V158L58 160V159H60V158H63L62 160V164H61V161H60V163H59V161H57L56 160V163L58 162V165H56V166H58V168L60 167L61 168V165H62V169H63V167L64 168H66L67 169V171H69V175H72L73 176V174L75 175V177L73 176V177H71V176H68V173L66 172V174H64L63 173V170H65V169H63V170H61L62 171V174L63 175H67V180H65V181H61V182H63V185H60L61 183H59V179L61 178V177H57L55 180H53L54 181V183L52 182V180L50 179V177L51 176H53V175H55V173L56 172H58L57 171V167H53V168H51L50 167V165H48L47 166V168H46V166L45 165H41L43 168L42 169H46V170H48V172L45 170V172L46 173H44V174H46L47 176H44L43 175V172H42V178L43 177H45V178H43V180H44V182L47 184V187L44 185V184H41V183H43V182H41L42 181V178H41V181L39 182V183H36V180L35 179H33V180H31V178H33L34 177V175H33V177H30V174L29 173H33V172H31V169L30 168H32L30 165H28V166H30L28 169H30L29 171H27L26 172V175L29 177H27L26 176V184H28V185H26L25 186V184L23 183L24 182V179H23V177L24 176H22V174H24L25 175V160H27L28 158H32V161H31V163L32 164H35L36 162L35 161H37L38 159H41L42 157L44 158V157H47V159H49V161H48V164H50V163H52V160H53V154H52V148ZM89 147V148H90ZM68 148H69V150H68ZM72 148V149H71ZM140 148H142V147H140ZM41 149H43V151H41ZM88 149V148H87ZM140 150V149H139ZM51 153H50V152ZM102 151V152H101ZM5 152V153H4ZM3 153H4V155H3ZM72 153H73V155H72ZM48 154V155H47ZM113 154H114V156H113ZM41 157H40V156ZM49 155H52V157H49ZM72 156V157H70V156ZM4 156H6V158L4 157ZM63 156V157H62ZM67 156H69L68 158H67ZM103 156H105V157H103ZM111 156V158L109 159V157ZM113 156V157H112ZM28 157V158H27ZM49 157V158H48ZM132 157H133V155L131 156V159H132ZM8 158V159H7ZM10 158V159H9ZM42 158V159H43ZM66 158V159H65ZM69 158H72V159H69ZM103 158H104V160H103ZM4 159V160H3ZM8 160V162H10V163H8L7 164V162H5V161H7ZM45 159V158H44ZM128 159H130V157L128 158ZM10 160V161H9ZM13 160H14V162H13ZM46 160V159H45ZM72 160V161H71ZM34 161V162H33ZM51 161V162H50ZM102 161V162H101ZM114 163L115 162V164H113L112 162ZM131 161H132V163H131ZM12 162H13V164H16V166L18 167V170L16 169V166L15 165H13L12 164ZM50 162V163H49ZM73 162V163H72ZM103 162H105L104 164H103ZM110 162V163H109ZM134 162V163H133ZM166 162H167V160L166 161H164L163 160V163H164V165L166 164ZM111 163L113 164V165H111ZM10 164H11V166H13L12 168H11V166H10ZM53 164V163H52ZM99 164H100V166H99ZM107 164V165H106ZM128 164V165H127ZM156 164H158L159 165V162L157 163L156 162ZM7 165V166H6ZM23 165H24V167H23ZM54 165V164H53ZM75 167H74V166ZM106 165V166H105ZM133 165V166H132ZM136 165V166H135ZM8 166H10V168L8 167ZM15 166V167H14ZM35 166V165H34ZM33 166V167H34ZM37 166H39V165H37ZM72 166H73V168H72ZM128 167L127 169H126V167ZM134 166H135V168H134ZM50 167V168H49ZM90 167V168H89ZM9 168V169H8ZM56 168V169H55ZM75 168V169H74ZM97 168V169H96ZM112 168V169H111ZM132 168V169H131ZM33 169H35V168H32V170ZM50 169V170H49ZM55 169V170H54ZM111 169V170H110ZM148 169V167H146V170ZM9 170V171H8ZM11 170V171H10ZM12 170H13V172H12ZM51 170H53L52 172H51ZM76 170V171H75ZM97 172H96V171ZM104 170V171H103ZM106 170V171H105ZM109 170V171H108ZM130 170H132V172H130ZM136 170V171H135ZM78 171V172H77ZM81 171H83V172H81ZM8 172V173H7ZM9 172H10V174H9ZM35 172V171H34ZM55 172V173H54ZM81 172V173H80ZM90 172H93V173H90ZM106 172V173H105ZM110 172H111V174H110ZM123 172V173H122ZM136 172V174H134ZM12 173V174H11ZM49 173V174H48ZM52 173H54V174H52ZM58 173H60V172H58ZM76 173V174H75ZM83 173V174H82ZM85 173V174H84ZM138 173V174H137ZM11 176V178H10V176ZM35 174V173H34ZM52 174V175H51ZM62 174H60V176L62 175ZM90 174H91V178H88V180H89V184H88V187H89V185H90V187L88 188V190L87 189H85V187L84 186H82L83 185V180H82V178L85 176H88V177H90ZM105 174V175H104ZM110 174V175H109ZM132 174V175H131ZM140 174V175H139ZM9 176V178L7 177V176ZM57 175V174H56ZM63 175H62V177H63ZM77 175H79L78 177H77ZM81 175H82V177H81ZM125 175V176H124ZM36 176H37V174H36ZM102 176V177H101ZM104 176V177H103ZM109 178H108V177ZM128 176V177H127ZM137 176H138V178H137ZM54 177L55 176H53L52 177V179H54ZM69 177H70V181H68L69 180ZM123 177V178H122ZM131 177V178H130ZM20 178V179H19ZM64 178H66V177H64ZM73 178H75V179H73ZM81 178V179H80ZM87 178V177H86ZM110 178H115L116 180H111ZM134 180H133V179ZM145 178H148V179H145ZM27 179H30V182H29V180L27 181ZM50 179V181L49 182H47L48 180ZM72 179H73V182H72ZM92 179V180H91ZM106 179V180H105ZM125 179V180H124ZM128 181H127V180ZM144 179L146 180V182L144 181ZM12 180H14V181H12ZM47 180V181H46ZM60 180H63V178L62 179H60ZM74 180H75V184H73L74 183ZM80 180V181H79ZM104 180H105V182H104ZM109 180H110V182H109ZM132 180V181H131ZM137 180V181H136ZM11 181V182H10ZM23 181V182H22ZM31 181H32V183H31ZM33 181H35V183H33ZM55 181L57 182V183H55ZM77 181H79V183H77ZM91 181V182H90ZM102 181V182H101ZM107 181V182H106ZM116 181V182H115ZM119 181V182H118ZM123 181V182H122ZM131 183H130V182ZM135 181V182H134ZM140 181V182H139ZM2 182V183H1ZM29 182V183H28ZM65 182V183H64ZM68 182H71V184H69ZM142 182V183H141ZM152 182V183H151ZM9 183H11V184H9ZM49 183H51V185L52 186H50V185H48ZM102 183H103V185H102ZM119 183V184H118ZM125 183V184H124ZM136 183V184H135ZM141 183V184H140ZM144 183V184H143ZM148 183V185H150V187H148L147 189H145L148 185H146ZM68 184H69V189H68ZM80 185V186H77L76 187V185ZM100 184V185H99ZM111 184V185H110ZM114 184V185H113ZM12 185V186H11ZM36 185H40V186H37V187H35ZM55 185V187H53ZM56 185H57V187H56ZM60 185V186H59ZM65 185V186H64ZM71 185V186H70ZM98 185L102 188V187H104V188H100V187H98ZM110 185V186H109ZM125 185L127 186L126 187V191L124 190L125 189ZM134 185V186H133ZM139 185V186H138ZM142 185H145V186H142ZM3 186V187H2ZM9 186V187H8ZM22 186H24V187H22ZM31 186H33V187H31ZM44 188H43V187ZM66 186H67V188H66ZM75 186V187H74ZM118 186V187H117ZM121 186V187H120ZM39 187V188H38ZM41 187V188H40ZM59 187V188H58ZM74 187V188H73ZM93 187H94V189H93ZM108 187H109V189H108ZM116 187V188H115ZM36 188V189H35ZM53 188H56V191H54V190H52ZM57 188H58V191H57ZM63 188V189H62ZM114 188V190H112ZM32 191H31V190ZM51 189V190H50ZM60 189H62V191L60 190ZM74 189V190H73ZM79 189H81V191L80 192H84L85 191V193H80L79 192ZM85 189V190H84ZM93 189V191H95V190H97V191H95V192H93V191H91ZM108 189V190H107ZM121 189H123L124 191H125V193L123 192V190H121ZM131 189V190H130ZM139 189H141V190H139ZM144 189V190H143ZM78 190V191H77ZM87 190V191H86ZM105 192H104V191ZM111 190V191H110ZM128 190V191H127ZM108 191V192H107ZM114 191V192H113ZM121 191V192H120ZM133 191H134V193H133ZM28 194H27V193ZM100 192V193H99ZM103 192V193H102ZM110 192V193H109ZM116 193L115 195H113V193ZM120 192V194H118ZM137 192V193H136ZM33 193L34 194H36V195H33ZM75 193H76V195H75ZM89 193H91V194H89ZM94 193H96V194H94ZM97 193H98V196H97ZM139 193V194H138ZM143 193V194H142ZM74 194V195H73ZM100 194V195H99ZM103 194V195H102ZM109 194V195H108ZM131 196H130V195ZM141 194V195H140ZM146 194V195H145ZM149 194V195H148ZM73 195V196H72ZM89 195V196H88ZM91 195V196H90ZM107 195H108V197H107ZM112 195V196H111ZM129 195V196H128ZM183 195V194H182ZM181 195V196H182ZM37 196V197H36ZM79 196L81 197V198H79ZM85 198H84V197ZM143 196V197H142ZM145 196V197H144ZM150 196V197H149ZM181 196H180V198H181ZM184 196H186V194H184ZM70 197V198H69ZM72 197H74L73 199H72ZM82 197L84 198V199H82ZM90 197L92 198V199H90ZM93 197H94V199H93ZM100 197V198H99ZM189 197V196H188ZM96 198V199H95ZM102 198L105 200V198H106V200H107V202H106V200H105V202H104V200H103V202H102ZM116 198V199H115ZM184 198V199H183ZM185 198H187V196L186 197H183L182 196V199L180 200V201H178V203H180L183 207H187V209H188V206L190 207V205H191V207H192V205L196 202H194V200H193V202H192V200L190 199V200H188L187 201V199H186V201H184L185 200ZM55 201H54V200ZM61 199V200H60ZM101 201H100V200ZM113 199H115V200H113ZM140 199H143L142 201L140 200ZM37 200V201H36ZM52 200H53V202H52ZM84 200V201H83ZM118 200V201H117ZM138 200V201H137ZM139 200L141 201V202H139ZM182 200H183V202H182ZM51 202V203H49V202ZM78 201V202H77ZM96 201V202H95ZM116 201V202H115ZM146 201V202H145ZM75 202V203H74ZM99 202V203H98ZM143 202V203H142ZM192 202V203H191ZM54 203H55V205L56 206H54L55 207V209H54V207H53V205H54ZM102 203V204H101ZM113 203L115 204V206H113ZM117 203V204H116ZM182 203H184V204H182ZM189 203V204H188ZM191 203V204H190ZM50 206H49V205ZM76 204V205H75ZM98 204V205H97ZM108 204V205H107ZM143 204V205H142ZM185 204H187V205H185ZM85 207H84V206ZM118 205V206H117ZM145 205V206H144ZM181 205H178L177 203H176V206H174V208L170 211V209L168 210L169 212H171L170 214L171 215H174V214H176V213H178V211H179V213L181 212V209L180 208H183ZM185 205V206H184ZM77 206V207H76ZM97 206V207H96ZM106 206V207H105ZM74 207H75V209H74ZM89 207V208H88ZM99 207V208H98ZM139 207V208H138ZM143 207V208H142ZM178 207H180V208H178ZM190 207V208H191ZM77 208V209H76ZM79 208V209H78ZM95 208V209H94ZM111 208V209H110ZM142 210H141V209ZM176 208V209H175ZM179 210H178V209ZM194 208V207H193ZM205 208V207H204ZM203 208V210L204 211H202L201 213L199 212V211H201L202 210V208L200 207V209L201 210H199L198 211V213H196V215H190L189 217L190 218H188L189 220H188V222H187V228L189 227V229L190 230H192V231H195V230H197V231H200V232H208L209 230H211V229H209V228H212L211 226L212 225H214V227L213 228H215V226H217V224H219V226H220V223H218L217 222V224L215 225L214 224V222L215 221H218V220H220V216H221V214H219V213H221L220 211H218L217 209H215L216 207H214V206H212L211 208L213 209V211H212V213H211V210H210V207L208 208V207H206L205 209H206V211H205V209ZM207 208L209 209V210H207ZM72 209V210H71ZM51 210V211H50ZM91 210V211H90ZM93 210V211H92ZM138 210V211H137ZM174 210V211H173ZM178 210V211H177ZM183 210V209H182ZM184 210H185V208H184ZM196 210H198V209H196ZM195 210V211H196ZM215 210H217V215H215V217H213L212 219H210V215H212L214 212H215ZM78 211H81L80 213L81 214H77V213H79ZM98 211V212H97ZM120 211V212H119ZM167 211V212H168ZM175 211H177L176 213H175ZM29 212V213H28ZM39 212V213H38ZM51 212H52V214H54V215H52L51 214ZM73 212H74V214H73ZM88 212V213H87ZM93 212V213H92ZM96 212V213H95ZM140 212V213H139ZM169 212L166 214V216L164 217V218H166V219H168L169 217H167V216H170V219H168V220H171V215L169 214ZM174 212V214H172ZM197 212V211H196ZM204 212V213H203ZM113 213H115V215L117 214L118 216H116L115 217V215L113 214ZM195 213V212H194ZM51 214V215H50ZM62 214V215H61ZM82 214H84L83 216H82ZM93 214V215H92ZM95 214V215H94ZM97 214V215H96ZM110 214V215H109ZM111 214H112V216H111ZM198 214V215H197ZM242 214V213H241ZM46 215V217H44ZM50 215V216H49ZM72 215H75V216H72ZM92 215V216H91ZM98 215H100V217L98 216ZM219 215V219H217V220H215L216 218H217V216ZM243 215V214H242ZM48 216V217H47ZM62 216V217H61ZM82 216V217H81ZM123 216V217H122ZM193 216V217H192ZM213 216H214V214H213ZM244 216L246 217V219H248L247 221H246V223L249 221V220H251V218H250V215L247 213V212H244ZM247 216H249V217H247ZM34 217V218H33ZM81 217V218H80ZM86 217V218H85ZM114 217H115V219H114ZM125 217H127V218H125ZM55 218V219H54ZM61 218V219H60ZM64 220H63V219ZM85 218V219H84ZM93 218V219H92ZM123 218H125V219H123ZM145 219H146V224L148 225V224H150L151 222H147V220H148V217L146 218V217H144ZM208 218V220H213L212 222L210 221H208L209 222V224H208V222H206L207 219ZM33 219V220H32ZM53 219V220H52ZM68 219V220H67ZM74 219V220H73ZM78 221H77V220ZM86 219H87V221H86ZM123 220V222H122V220ZM145 219H143V221H145ZM166 219H161L160 221L158 220H155L156 221V223H158V222H160L161 223V226H163V225H165V226H167L168 224L167 223H169V221L167 220V222L165 223L164 221H166ZM56 220V221H55ZM83 220H84V222H83ZM114 220H115V222H114ZM116 220H117V223H116ZM131 220V221H130ZM137 220H138V223H137ZM140 220V221H139ZM163 220V221H162ZM192 220V221H191ZM203 220H204V222H203ZM206 220V221H205ZM35 221V222H34ZM47 221V222H46ZM64 221H65V223H64ZM85 221H86V223H85ZM89 221V222H88ZM128 221H130V222H128ZM132 221H133V223H132ZM136 221V222H135ZM163 222V224H162V222ZM37 222V223H36ZM43 222V223H42ZM63 222V223H62ZM76 222V223H75ZM92 222V223H91ZM120 222H122V223H120ZM125 222V223H124ZM128 222V223H127ZM135 222V223H134ZM144 224L143 226H142V223ZM260 222H261V225H262V227H261V225H260V227H259V230L260 231H262L263 232V234H264V220L262 219V220H260ZM42 223V224H41ZM137 223V224H136ZM159 223V224H160ZM245 222H243V224H241L242 226H243V228H240V230L242 229V232H240L241 234H240V236L243 234V236H245V237H243V239L245 238H247V237H250V232H249V230H250V227L248 228L249 230H247V229H245L246 227H248V226H250L249 224H246ZM38 226V224H39V226L37 227L36 225ZM84 224L86 225V227H84ZM121 224H123V225H121ZM125 224H127V225H125ZM129 224V225H128ZM186 224V223H185ZM190 224V225H189ZM211 224V225H210ZM17 225V226H16ZM54 227H53V226ZM88 225V226H87ZM138 225V226H137ZM155 225H157V224H155ZM206 225V226H205ZM209 225V226H208ZM247 225V226H246ZM32 226H34V227H32ZM62 226V227H61ZM75 226V227H74ZM78 226V227H77ZM80 226V227H79ZM115 226V227H114ZM120 226H123V228L122 227H120ZM124 226H126V227H124ZM141 226V227H140ZM164 226V227H165ZM218 226V227H219ZM242 226H240V227H242ZM42 227H44V228H42ZM69 227V228H68ZM70 227H71V229H70ZM81 227L82 228H84V230H82L81 229ZM120 227V228H119ZM137 227V228H136ZM145 227V228H144ZM217 227V228H218ZM30 228H32V229H30ZM37 229L36 231L34 230V229ZM39 228V229H38ZM42 228V229H41ZM136 228V229H135ZM263 228V229H262ZM49 229V230H48ZM50 229H51V231H50ZM86 229V230H85ZM88 229H89V232H88ZM119 229V230H118ZM124 229V230H123ZM134 229H135V231H134ZM199 229V230H198ZM32 230V231H31ZM139 232H138V231ZM141 230V231H140ZM143 230V231H142ZM188 230V229H187ZM189 230V231H190ZM243 230H247L246 232L244 231V233H246V234H244L243 233ZM58 231V232H57ZM60 231V232H59ZM69 233H68V232ZM71 231H73V232H71ZM161 230H159V232H160ZM188 231V232H189ZM40 232V233H39ZM42 232V233H41ZM75 232V233H74ZM145 232H147L148 233V237H149V239L147 238V234L145 233ZM158 231H157V233H159ZM191 232V231H190ZM16 233H17V235H16ZM47 235H46V234ZM60 233V234H59ZM65 233H67L68 235H66ZM92 233V234H91ZM145 233V234H144ZM25 234V235H24ZM64 236H63V235ZM72 234V235H71ZM138 234H139V236H138ZM190 235H191V233H189ZM19 235V236H18ZM47 237H46V236ZM51 235V236H50ZM66 235V236H65ZM77 235V236H76ZM99 235V236H98ZM145 235H146V237H145ZM157 235V234H156ZM248 235V236H247ZM24 236V237H23ZM33 236V237H32ZM44 236H45V238H47V239H45L44 238ZM48 236H49V238H51L50 240L48 239ZM247 236V237H246ZM40 237V238H39ZM66 237H69V238H66ZM72 237V238H71ZM30 238V239H29ZM145 238V239H144ZM153 240V241H151V239ZM45 239V240H44ZM61 239H64V240H61ZM69 239H73L72 241H70ZM100 239H102V240H100ZM118 239V240H117ZM77 240V241H76ZM95 240V241H94ZM97 240V241H96ZM30 241H31V243H30ZM53 241V242H52ZM58 241H59V243H58ZM63 241H66V242H63ZM80 241V242H79ZM85 241V242H84ZM102 241V242H101ZM108 241V242H107ZM144 241V242H143ZM149 241H151L150 243H148ZM76 242V243H75ZM100 244H99V243ZM107 242V243H106ZM128 242H130V243H128ZM158 242V243H157ZM159 242H161V243H159ZM164 242V241H163ZM5 243H7L8 245H9V247L6 249L5 248ZM66 243V245L65 246H63L64 244ZM83 243V244H82ZM103 243V244H102ZM105 243V244H104ZM30 244V245H29ZM70 244V245H69ZM86 244V245H85ZM87 244H89L88 245V247L90 246L92 249H90V247H89V250H88V247H87ZM145 244H147V248L146 249H144L145 247L144 246H146ZM151 244V245H150ZM156 245V247L155 248H153V245ZM47 245V246H46ZM58 245H60V246H58ZM77 245H79V246H77ZM106 247H104V246ZM122 245H123V247H122ZM130 246V247H128V246ZM64 247V248H62V247ZM71 246V247H70ZM81 246V247H80ZM83 246L85 247V248H83ZM101 246H103V247H101ZM141 246H143L142 248H141ZM162 246V247H161ZM256 245H254V247H255ZM44 247V248H43ZM46 247H47V249H46ZM57 247V248H56ZM87 247V248H86ZM112 247V249L109 251V249ZM122 247V248H121ZM126 248V250H125V248ZM235 247H236V245H232V247H226V249H225V247H220L221 249H223L222 251L220 250V248H214L213 250H214V252L212 253V251H208L209 252V255H208V252H207V250L206 251H204L205 252V254H204V252H201L200 254H195L193 257H192V260H191V263L192 264H236V260H234L233 258V256H235L236 255V250H235ZM28 248V249H27ZM37 248V249H36ZM40 248V249H39ZM56 248V249H55ZM81 248H83V249H81ZM120 248V249H119ZM124 248V249H123ZM152 248V249H151ZM179 248L181 249V248H183V249H185V250H183V249H181V250H183V251H180V259H178V260H180V261H182V264H188V263H186V261H187V257H188V255H187V253L185 252L186 250H187V245H186V247H185V244H183V245H179ZM231 248V249H230ZM260 248V247H259ZM259 248L257 247V248H254L255 250L257 249L258 251H256L257 252V256L258 257H256L255 259L258 261V263H263V261H264V252H262V250L264 251V249H263V247H261V250H259ZM39 249V250H38ZM88 250V253H86L85 255H84V251L85 250ZM94 249V250H93ZM97 249V250H96ZM100 249V250H99ZM108 249V251H106ZM141 251H140V250ZM225 249V250H224ZM27 250V252H24V251H26ZM41 250H42V252H41ZM65 250H67V252L65 251ZM80 250H82V251H80ZM103 250V251H102ZM116 250V251H115ZM124 250V251H123ZM200 250L201 251H203V249H201L200 248ZM32 251V252H31ZM48 251V252H47ZM64 251V252H63ZM79 251V252H78ZM95 251V252H94ZM102 251V252H101ZM127 251V252H126ZM166 251V252H165ZM218 251H219V253H218ZM221 251V252H220ZM260 251V252H259ZM24 252V253H23ZM35 252V253H34ZM52 252V253H51ZM71 253V255H70V253ZM87 252V251H86ZM94 254H92V253ZM96 252L98 253V255L96 254ZM106 252H108V253H110V254H108V253H106ZM115 254H114V253ZM118 253V255H117V253ZM123 254H122V253ZM231 252V253H230ZM30 253V254H29ZM37 253H38V255H37ZM65 253H66V255H65ZM67 253H68V256H67ZM125 253H127V254H125ZM146 253V254H145ZM26 254V255H25ZM43 254V255H42ZM44 254H46V256L44 255ZM59 254V255H58ZM92 254V255H91ZM106 254V257L107 258H109V259H107L106 260V257L104 256ZM126 256H125V255ZM202 254V255H201ZM229 254H231V255H229ZM89 257H88V256ZM109 255H113L112 257L110 256V257H108ZM166 257H165V256ZM42 256V257H41ZM52 256H53V258H52ZM58 256V257H57ZM70 256H71V258H70ZM73 256V257H72ZM82 256V258L84 259V256H85V263H84V260H81L82 258H80ZM116 256V257H115ZM120 257V258H118V257ZM55 257V258H54ZM56 257H57V259H56ZM67 257V258H66ZM76 257V258H75ZM93 257H92V259H93ZM101 257V258H100ZM230 257V258H229ZM261 257V258H260ZM37 258V259H36ZM134 258V259H133ZM58 259H60V261H58ZM67 259H69V260H67ZM75 259V260H74ZM77 259V260H76ZM80 259V260H79ZM94 259H93V261L91 262V263H93V264H95V261H94ZM116 259H117V261H116ZM127 259V260H126ZM235 259H237V257H235ZM49 260V261H48ZM56 260V261H55ZM73 260V261H72ZM91 260V259H90ZM110 260H112V262L110 261ZM124 261L125 263H123L122 261ZM134 261V262H131V261ZM177 260V259H176ZM189 260V259H188ZM235 262H234V261ZM47 261V262H46ZM61 261H63V262H61ZM69 263H68V262ZM114 261V262H113ZM165 261H167V262H165ZM74 262V263H73ZM88 262V263H87ZM195 262V263H194ZM97 264V263H96Z\"/></svg>",
	"mask_w": 264,
	"mask_h": 264
},
{
	"label": "snow or ice",
	"instance_id": "6c2138e0",
	"mask_svg": "<svg viewBox=\"0 0 264 264\" xmlns=\"http://www.w3.org/2000/svg\"><path fill=\"white\" fill-rule=\"evenodd\" d=\"M0 6H2L4 8L9 7L6 4H2ZM36 7H41V6L37 5ZM94 7L102 8L103 5H95ZM96 19H98L101 23H105V22H107V14L106 13H98L96 16ZM4 56L6 58L5 64H4L5 70L7 72L6 79L9 80L10 84H15L21 77L20 66H19V64L12 62L11 60L8 59L10 57V52L7 48H5V50H4ZM24 82H27V81L25 80ZM9 92L11 93V87H9ZM20 95L23 96L24 94H20ZM37 99L38 98H35V97L29 98V100L33 102V106H34L35 100H37ZM14 103L18 105L19 101H14ZM45 127H48V125H45ZM41 151H43V149H41ZM55 152H56V149H55V147H53L52 148V154H53V161L52 162H53V164L56 163ZM36 162L39 164H43L46 167L48 166V161H46V160L38 159ZM152 239H154V237H152ZM150 242L151 241H149V243ZM4 246L6 249L9 247V245L7 243H5ZM145 247L147 248V245ZM155 247L156 246L153 245V248H155ZM0 264H43V262L42 261H21V260L17 259V260L3 261V262H0ZM172 264H182V261L175 260L172 262Z\"/></svg>",
	"mask_w": 264,
	"mask_h": 264
}]
</instances>
